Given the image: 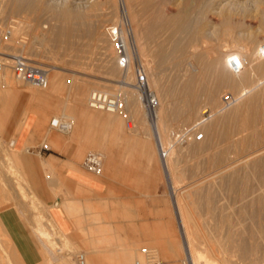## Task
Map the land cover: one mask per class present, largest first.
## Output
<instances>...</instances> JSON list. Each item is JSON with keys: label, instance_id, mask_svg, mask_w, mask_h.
I'll return each instance as SVG.
<instances>
[{"label": "rangeland", "instance_id": "obj_1", "mask_svg": "<svg viewBox=\"0 0 264 264\" xmlns=\"http://www.w3.org/2000/svg\"><path fill=\"white\" fill-rule=\"evenodd\" d=\"M89 1L90 2H88V0H40L38 2L42 5L39 6L38 4L40 9L38 8L35 12L21 11V13H15L12 11L10 13L8 11L10 9L7 8V10L5 7H1L0 53H22L29 58L34 59L33 61L37 64L47 67H57L60 68L61 71H51L50 74H53V76L57 75L58 80L59 77L60 80L53 88H50L51 86L46 88L47 85H45V89H43V86H24L25 84L18 81L16 82L12 77V73L7 70L9 71V76H11V82L9 83L12 85L9 84L10 86L8 85L6 88H3L4 91L8 93L4 97V99H6L5 102H2V97L0 98V147L3 148V150L2 148L0 150V170L2 166H4V168L7 167L6 169H10L11 171H15L13 166L17 165L19 167L22 177L18 181H15L21 184V186H16L17 188L18 186L24 188L25 192L29 191V189H34L33 192H35L42 203L38 204L35 208L32 204L29 205V207H33L32 209L30 208V210L40 213L41 221L43 220L45 227L48 226L49 223L48 229H50L51 224L55 225L56 228H54L53 231L54 233L57 232V236L53 235V237H59L58 235H60V231L61 234L69 235L80 229V241L78 246L76 245L72 247L70 264H76L74 261V255L79 251L86 254L87 264H121L122 255L111 253V250L104 246L99 247L96 252L93 248L91 249V238L96 237V233L90 234L87 232V229L96 230L95 227L98 225L97 228H100L102 233H97V237H101L103 234V226L101 225L102 220L99 216L97 217H99L101 222L96 226H93V222H91V224L80 223L82 219L78 215L68 217L65 214L71 221V228L66 231L67 228L65 224L61 223V225H59L53 218V216L57 218L58 209L51 206L54 205L59 198L61 200L59 205L62 208L66 204L64 202L69 198H76L78 199V202L80 201L78 205L80 211L89 208L90 206L95 214L103 215V212L105 215V221L110 222L111 226L123 237L144 239L146 238L145 235H149L156 237L161 236L164 240V238L168 236H173L172 240L161 243V247L156 246L155 244L141 242L135 247L137 253L134 252L132 261L135 258L140 257L139 250L141 247L145 246L155 249L158 252L160 260H162L164 264H184L186 262L187 249L182 237V225L180 218H178L179 216H177L178 214L175 211V204L168 183V176L162 166L164 163L160 160L158 144L153 138L151 126L144 108L141 105V110L139 109L138 113L134 111L132 107H130V109L128 108L129 111L132 108V111L135 112L131 113L130 111V114L128 112V117L133 122L130 129L126 126V119L123 117L124 115H112L96 111L88 106L87 101L89 93L98 88V90L111 91L116 95L123 94V96H125L126 93L125 89H121L120 87L122 86L121 82L125 80L126 69L121 70L118 68L115 62L117 54L114 53L115 48L112 43V37L107 31L109 25H115L119 22V2L118 0ZM171 1L168 3V8L166 9L170 12L172 11L174 14L178 13L181 7L185 4V1L183 0V2L181 0H178L177 2H174L173 0ZM198 1L200 2V0H197L196 5L200 4ZM239 1L245 2L250 0ZM251 1H257V7H255V11L252 9V11L249 12V15L247 14L248 17H250L245 19L246 24L245 28H243L246 32L245 30L242 31V33H240L241 35L255 34V31L257 34H262L260 30L257 31V26L261 19L260 16L263 13L261 11L264 10V5L261 4L264 2L262 0ZM52 2H63L61 4L62 7L60 8V12L66 9H77L79 14H84L83 20L81 18L76 19L73 15L66 20L61 16L62 13L60 14V12L58 13L59 16L54 15L51 12V9H49L53 6ZM113 2L115 3V6ZM179 2H182L183 5L182 3L179 4ZM175 3L177 6H174ZM198 5L197 7H199ZM258 6L260 7V10L257 9ZM173 7L178 8L173 9ZM195 7L193 13L194 16H197L196 13L198 12V8L196 7L195 9ZM214 17L217 16H212L211 18ZM217 18H214L213 21L216 22L219 20V17ZM197 20V22L200 24L202 23L203 26L202 27L199 24V33L203 29L209 28L208 26H212V24H205L207 23L205 21V23L202 22L203 19L201 17L200 19L197 18ZM13 23H17L19 26L17 37H13L10 34L7 40H3L2 31L8 26L11 28ZM69 29L71 30V34H65ZM156 31L158 32V29ZM161 31L162 30L159 31L161 33H158L159 35L155 34L154 31L155 39L148 45V54L151 55L149 56V62L151 64L152 74L154 73L152 77L154 78L156 85L153 88V91L155 93L157 90L156 92L159 94V99L160 101L162 100L161 103L166 107L163 109L166 112L165 115H168L166 118L168 130L167 138L169 139V146L174 145L175 147L173 165L176 170L179 171L180 176L175 183V189H178V194L181 196V199L189 206L191 217H193L191 218V224L194 229L198 228L196 231H198L197 234H200V237L204 241L203 248L211 249V258L217 260L211 264H222L221 261L223 258L227 259L232 264H249V262L250 264H264V179H261L257 170L255 172L253 168L249 167L250 165L247 164V161H245V164L243 161L247 160V158L245 159L246 152L251 150L254 151L259 147H263L264 142L260 141V146H258V143L257 145L255 144L257 147L255 145H245V147L240 145L238 152H235L229 142L224 140L221 142L219 140L214 144V140L211 136L207 137V139L205 136L206 140L200 141V143L191 141L177 143L173 140L171 137L172 131L183 126H190L187 117L184 121L185 116H182L181 113L184 102L182 88L184 87L183 84L185 82L186 74H189L190 72L198 73L199 75H197L200 79L197 81V85L199 82L201 85L205 83L203 86L211 88L216 84L213 73L208 70L206 73V70L204 69L205 67H203L207 65L209 61L205 59L203 62L206 61V63L204 62L203 64L201 60H198V56L202 55L204 53L203 51L207 52L212 49L214 41L210 40L204 43L201 39L197 38L192 44H188L185 48L175 49L174 45L179 35L174 34V30H172V32L170 30L164 32ZM39 33L47 35L48 43L47 45L34 43V46L32 45L33 48L36 47V50H33L34 52L37 51V48L40 50L39 48L43 47L41 50H44L37 51L38 54H35L34 56L29 47L31 46V42H33L34 35ZM13 39H15L17 43H15V40ZM17 39L21 43H27V51L23 48L24 44H20L22 46H19L20 42L17 41ZM261 41H264L263 37L261 38ZM208 43H210V46ZM192 45L194 46L192 47ZM162 56H165L164 60L161 59ZM53 76L50 77L53 78ZM250 81L252 85L253 80ZM47 83L49 85L50 81ZM203 86L198 85L199 89L196 91V93L198 92L197 95L200 102L199 118L202 117L201 113L204 108H208V110L214 109L210 104L208 98L209 95H207L209 94V91L205 92L202 90L203 88H200ZM253 86L254 84L252 87ZM263 88L264 85H261L257 88L258 90L256 89L253 93ZM36 90H39L38 94ZM221 90L222 97L223 93L228 94V96H231L232 92L233 95L239 94L242 89L239 88L237 91H231L230 89L225 90L222 88ZM1 92H3V90L0 86V93ZM34 92L37 95H34ZM253 93L248 94L241 100L243 101L247 99ZM79 95L80 97H78ZM241 100L238 102L236 101V104L242 102ZM23 101V104L26 107L21 109L22 119L20 122L18 121L16 125L18 136L15 137L10 133H4L3 125L10 111L19 108ZM233 103L235 104V101ZM235 106L236 105L232 108ZM32 111L37 115V119L31 136L37 135L38 141H28L23 148H21V141L34 119V115L30 113ZM213 111L215 112V109ZM15 114L17 116L19 115V112H15ZM136 114H140V116H137ZM64 115L69 118L67 120L68 122H71V120L74 121L73 128L66 132H60L51 125V121L53 119L56 120V118H62ZM211 117L213 116H210L208 121H204L198 125L200 131L209 126L216 118ZM210 118L211 121L209 120ZM234 137L236 136L233 135L232 139ZM52 139H58L62 142L54 144ZM211 144L212 146H215L216 149L213 150L214 152L210 150L209 153V147ZM227 144L230 147H227ZM200 147L203 148L206 153H202L203 150ZM206 147L207 150H205ZM14 151L16 152L13 153ZM79 151L80 153L78 154ZM90 151H94L102 157V174L96 175L81 168L83 167L82 161L85 154ZM226 151L228 154H226ZM239 152L241 154L242 152L244 153L241 155ZM10 153L15 157L17 163L15 160L13 162L11 157L8 156ZM50 153L73 159L84 171V174L90 177L89 181L94 182V184H96L95 180H102V176L107 175L113 183L110 189L112 192L110 194L118 198L115 202L108 203V205L112 207L102 209V188L97 192L79 184L73 185L61 174L51 173L49 171L45 172L40 166V159L49 160L55 169L58 166V162L62 161L57 157L52 156ZM223 154L227 156L230 161H236V166L234 165L230 172L231 174L227 173L228 175H225L224 173L223 175H225V177L222 176L220 178L221 180L218 178L215 179L213 183L207 184L208 180H211L214 175L216 176L221 168V166H216L217 164L211 166L208 160L219 158ZM63 163H65V161ZM10 165H12V167H10ZM64 167L67 166L64 165ZM31 172L38 173L40 182L37 185H33L27 176ZM48 175L55 182L59 179L58 184H54L52 187L49 186L47 182L49 181ZM235 178L242 181L244 186L233 185L232 181ZM201 181L206 183L202 184ZM190 196H192L191 199H193V202L196 199L193 206L188 199ZM23 197L26 198L25 195H23ZM3 201L7 202V204L4 206L5 202H2L1 200L3 205L0 202V220H5L10 226L22 221V216L20 219V215L15 211L17 208L13 202L8 203L10 200ZM260 204L261 206H259ZM24 225L26 231H21L24 232L22 234H25L29 229L28 225ZM197 225H199V227H197ZM0 235L2 237V233H0ZM11 236L13 237L12 234ZM16 238H18V236ZM19 240H21L22 246L25 247V249H23L25 252V264H39L40 261L42 263L44 262V259H42L44 257H41V254L38 252L39 249L38 247L36 248V246L34 247V243V245L31 244V242H29L30 240H25V242L20 237ZM55 240L58 245V238H55ZM170 242L175 244L178 256L170 254ZM236 246L246 248V253L239 251ZM55 250L57 253L58 246ZM219 250L222 252H219ZM47 258L45 260L46 264H58L57 260L55 261V259H52L51 257ZM49 259L52 261L48 262ZM132 261L129 264H131Z\"/></svg>", "mask_w": 264, "mask_h": 264}, {"label": "bare ground", "instance_id": "obj_2", "mask_svg": "<svg viewBox=\"0 0 264 264\" xmlns=\"http://www.w3.org/2000/svg\"><path fill=\"white\" fill-rule=\"evenodd\" d=\"M39 1L40 0H0V9L2 10L1 7H3V8L5 7V9L8 8L10 10H8V9L7 10L10 13H11V11L15 12V13H17V12L21 13V11L22 12L23 11L24 12H26V11L27 12H29V11L35 12L38 8L40 9V7H38ZM112 1H114V0H112ZM170 1L171 0H118V2H119L118 3V9H120L121 7H123V9H124L125 15H126L127 20H128V24H129L131 31H132V36H133V41H134L133 49L135 50L136 56L139 59L141 65L143 66V69L147 75V82H148L149 88L153 91V88L156 86L155 80L152 77V75L154 73L152 74L151 64L149 62V56H151V55L148 54V45L151 41L153 42V40L155 39L154 31H155V34H158V33H160L159 32L160 30H162L161 32L168 31V30H170L172 32V30H174V34L179 35L176 42H175V45L171 44V45L175 46V49H179V48H183V47L185 48L188 44H192L193 41H195L197 38L201 39L204 43H206L207 41H210V40L214 41L213 42L214 44L212 45L213 47L211 50H208L207 52H205L202 49V51L204 53L202 55L198 56V60H201L202 62L205 59H207L209 61L207 65H205V66L202 65V66L205 67L204 69L206 70V73H207V70L213 73V75L215 77V82H216L215 86H212L211 88L208 86L207 87L203 86L205 83L203 85H201V83L199 82V84H198L199 86H203V87H200V88H203L202 89L203 91H205V92L209 91V94H207V95H209L208 98H209L210 104L215 109V112L213 111L214 109L213 110L209 109V110L211 112V116L216 117L214 120L212 119L213 122H211V124L209 126L202 129V131L205 134L203 140H206L207 137H209V136H211V138H213L214 144L217 143L219 140L221 142H223L222 140H224L226 142H229L230 146L233 147L235 152H238V149H240V145H243L245 147V145L254 146L255 144L257 145V143H258L259 144L258 146H260L259 142L260 141L264 142L263 141V138H264V88L255 92V93H253V92L258 87H260L261 85L262 86L264 85V41H261V38L262 37L264 38V10L261 11V12H263L261 15L262 17L259 15L261 18L260 21L257 20V21H259V25L258 26L256 25L258 28L257 31L260 30L262 32V34H257L255 31L254 32L255 34H248V35L242 34L241 35L240 33H242V31L245 30V29L243 30V28H245V24H246L245 19H248L250 17V16L248 17V15H249V12L252 11V9H254L253 11H255V7H257V5H256L257 1H251L250 0V1L242 2L239 0H200V2L198 1V3H200V4L199 5L197 4L199 7H197V5H196L197 0H183V1H185L184 6L181 7L180 11L178 13H175V14L172 11L170 12L169 10L166 9V8H168L167 6H168V3ZM173 1L177 2L178 0H173ZM262 1L264 2V0H262ZM88 2H90V1L88 0ZM62 3L63 2H52L53 6L50 7L49 9H51V12L54 15L59 16L58 13L60 12V8L62 7L61 6ZM92 3H93V1H92ZM181 3L179 2V4H181ZM259 3H260V1H259ZM113 4L115 6L114 2H113ZM175 5H176V3L174 4V6ZM182 5H183V3H182ZM195 5L198 8V12L196 11L197 16H194V13H193ZM261 5H264V3ZM39 6H42V5L39 4ZM178 7H173V9L178 8ZM196 7H195V9H196ZM86 8H87V6H86ZM259 8L260 7L258 6L257 9H259ZM113 9H115V8H113ZM3 11H5V10H3ZM0 12H2V11H0ZM111 12H113V11H111ZM168 12H170V13H168ZM15 13H13V14H15ZM60 14L66 20H68L72 15L76 19L81 18L83 20V18H84L83 17L84 14L83 13L79 14L77 9L62 10V12H60ZM120 15L121 14H120V10H119V19H118L119 22L121 20ZM199 16L203 19V21L202 20H200V21L207 22V23L204 22L205 24H212L211 27L208 26L209 28L203 29L200 33L198 32V26L200 23L197 22L198 21L197 18L200 19ZM212 16L219 17V20H217L216 22L213 21L214 18H217V17L211 18ZM255 19H257V18H255ZM82 20H80V21H82ZM205 24H203V25H205ZM200 25L202 26V23ZM247 25H249V24H247ZM71 28H72V26H71ZM18 29H19V26L17 25V23H13V26L10 28L11 36L17 37ZM157 29H158V32L156 31ZM245 32H246V30H245ZM65 34L70 35L71 30L70 29L67 30L65 32ZM15 39H13V40H15ZM17 41H19V40L17 39ZM15 43H17L16 40H15ZM34 43H39L41 45H47V43H48L47 35L44 33H41V34L39 33V34L34 35L33 42H31V46L29 48L31 49V52L35 56V54L36 55L38 54L37 51H44V50H41L43 48L42 47V48H39L40 50H38V48H37V51L34 52L36 50L35 49L36 47H34V48L32 47V45L34 46ZM210 43H212V42H210ZM210 43H208L209 46H210ZM20 44H22V45L24 44L23 45L24 50H26L28 48L27 43H25V42L21 43L20 42L19 46H22ZM166 45H167V43H166ZM151 46H150V48H151ZM193 46L194 45H192V47ZM44 49H46V48H44ZM165 51H166V48H165ZM197 51H199V50H197ZM149 52H151V51H149ZM114 53H116V51ZM1 54L2 53H0V55ZM165 54H166V52H165ZM167 54H169V53H167ZM171 55H168V56H171ZM196 56H195V59H196ZM30 59H32V58H30ZM161 59L164 60L165 56H162ZM32 60H34V59H32ZM192 60H194V59H192ZM204 62L206 63V61H204ZM204 62H203V64H204ZM41 64H42V62H41ZM235 64L238 65L237 66L238 70H235V68H234ZM49 68L50 69L48 72V77H47V81H46L45 85H47L46 88L48 86H51L50 88H53L58 83V81L60 80V77L58 80V76L57 75L53 76V74L51 75L50 72L51 71H54V72L61 71V69L57 68V67H52V66ZM133 68H134L133 64L130 63L129 66L126 68L125 80H123L121 82L122 86H120L121 89L122 88L125 89L127 94L125 93V96H123V94L119 95L122 99L123 104L125 105V107L127 109V112H129V114H130V111H131V113H133L134 111H136L138 113L139 112L138 110L141 108V105L143 107V104L140 101L139 95L135 92V90L132 87L133 75H134V72H133L134 69ZM7 70L8 69H5L4 71H2L0 73L1 89L6 88L9 84L12 85L11 83H9V82H11V80H10L11 76H9V71L11 72V70H9V71H7ZM197 74L193 73V72H190L189 74L187 73L186 77H185V82L183 84L184 87L182 86L183 87L182 88L183 93H184V102H183V107H182L183 110L181 113H182V116H185L184 121L186 120V117H187V119H188L187 121H189V124L193 125V126L200 125L201 121H202V120H200L201 117L200 118L198 117V114L200 113L199 112L200 111V102H199V97L197 95L198 92L196 93V91H198V89H199L198 85H197V81H199L200 77L198 76L199 74L198 75ZM208 74H209V72H208ZM50 76H53V78H51ZM12 77L14 78V80H16L15 77L13 76V74H12ZM50 78H51V80H50ZM250 80H253V83H252V85L254 84L253 87L250 83L251 82ZM17 81L18 80H16V82ZM49 81H50V83L48 85L47 82H49ZM18 82L25 84L24 86H28V85L31 86V84H28V83H23L21 81H18ZM202 82H203V80H202ZM112 86H113V84H112ZM222 88L225 90L230 89L231 91H237L239 88H241L242 90L239 94H235V95H233V92H232L231 96H228V94L223 93V95L221 97V94H222L221 89ZM43 89H45V87ZM98 89H96V90H98ZM50 90H52V89H50ZM200 90H199V92H200ZM36 91L38 94L39 90H36ZM101 91H104V90H101ZM122 91H124V90H122ZM156 91H155V93L153 91L154 95L156 96V98L158 100V106L156 109V119H155L154 124H152L150 121H149V124L151 126L153 138L156 140V142L158 144V153H159L161 162L164 163V165L162 164V166H163L164 170L166 171V175L168 176V183H169V186H170V189L172 192V198L174 199L175 211L178 214L177 216H179L178 218H180V222L182 225V237H183L184 245L187 249L186 250V252H187L186 253V262L184 264H211L213 262H216L217 260L215 259L216 260L215 261V260H213V258H211V256H210V253L212 252V251L210 252L211 249L209 250V249L203 248V245H204L203 242L204 241L200 237V234H197L198 231H196V230L198 228L194 229V227L191 224V221H192L191 218H193V217H191V212L189 210V206L186 203H184L183 200L181 199V196L178 194V189L177 190L175 189V183L180 178L179 171H177L175 166L173 165V156L175 154V147H174V145L169 146V142H168L169 139L167 138V131L168 130H167V123H166V118L168 115H165L166 112L163 109L165 107V105L163 103H161L162 100L160 101L159 94ZM220 91H221V93H220ZM35 92L33 94L37 95V94H35ZM104 92L111 94V95H116L111 91H104ZM250 93H253V94L251 96H249L247 99H245L243 101L241 100V99H244V97H246ZM224 94L228 96V98H229L228 100H224V96H225ZM80 95L78 97H80ZM199 95H200V93H199ZM75 99H76V97H75ZM239 100H241L242 102L236 104V101L238 102ZM234 101H235V104L233 103ZM78 102H80V101H78ZM233 104L236 105L234 108H232L234 106ZM228 106H230V107H228ZM130 107H132L134 109V111H132V108L129 111ZM170 107H171V105H170ZM178 108H180V107H178ZM96 111L109 113L112 115H116V114L122 115L120 112H107V111H101V110H96ZM203 112H205V110H203L202 113ZM140 113H142V112H140ZM137 116H140V114ZM213 117H211V118H213ZM211 118L209 119L210 121H211ZM68 119L69 118L66 115H64L62 118H56L57 121H62V122H66L67 124H69V126H70L69 130H71L73 128V122L74 121L71 120V122H68L67 121ZM173 120H174V118H173ZM206 121H208V119ZM131 127H132V125H130V127H128V128L131 129ZM168 129H169V126H168ZM233 135H235L236 137H234L232 139ZM205 136H206V139H205ZM52 141L54 144H56L57 142L58 143L62 142L61 140H58V139H52ZM195 143H197V142H195ZM160 146L163 148V150H166L165 159H163L160 155ZM190 146H191V143H190ZM230 146H228V144H227V147H230ZM219 147H217V148H219ZM1 148L2 147H0V150H1ZM197 149H198V147H197ZM201 149L203 150L202 153L205 152L203 148H201ZM215 149H216L215 146H212V144H211V146L209 147V153H210V150L213 151ZM227 149H229V148H227ZM2 150H3V148H2ZM205 150H207V147L205 148ZM243 150H245V149H243ZM16 151H18V150H16ZM16 151H14L13 153H15ZM228 152H230V151H228ZM244 152H242V154L240 152L239 153L241 155H243ZM226 154H228L227 151H226ZM8 156L11 157V160H13V162H14V160L16 162L15 157L13 155H11V153L8 154ZM241 157H239V158H241ZM246 158H247V160H243L244 164L246 163L245 161H247V164L250 165L249 167L253 168L255 170V172L257 170L259 172V175L261 176V179L262 178L264 179V146L259 147L258 149L254 150V151L251 150V151L246 152L245 159ZM208 162L211 166L213 164H215V165L217 164L216 166H221V168L218 171V174L216 176L214 175V177H212L211 180H208L207 184H211V183H213V181L215 179H218V178L220 179L222 176L225 177V175H228L227 173L231 172V170L233 169V167L236 163V161H230L229 158L227 156H225L224 154L219 158L209 159ZM14 165H16V164H14ZM10 167H12V165H10ZM6 168H4V166H2L1 170H0V202H1V200H2V202H5L3 200H10V201H8V203L13 202V204L17 208L15 211L20 215L19 218L22 216V221L17 222L16 224L10 226V224L8 222H6L5 220H0V233H2V237L0 235V237H1L0 238V264H25V252L23 251V249H25V247L22 246L21 240H19V237L22 238L24 241L30 240L29 242H31V244H33V243L35 244V245L33 244L34 247L35 246H36V248L38 247V249H39L38 252L41 254V257H44V258H42V259H44L43 260L44 262L42 263L40 261L39 264H46L45 260L47 257H51L52 259H55V261L57 260L58 264H70L71 263L70 253H71L72 247L76 246V245L78 246L79 241H80V236H81L79 234L80 229L76 230V232H73L69 235L68 234L67 235L61 234V231L59 230L60 231V233H59L60 235H58L59 237H53V235L57 236V234H56L57 232L54 233V231H53L54 228H56L55 225L51 224L50 229H48V227H49V223H48V226H46L47 227L46 228L44 223H43V220L41 221L40 213L30 210V208L31 209L33 207L35 208L38 204L42 203L38 199L35 192H33L34 189L33 190L29 189V191L25 192L24 188H20L21 184L17 183L16 181H18L22 177V173H21V171L17 165L13 166V168H15V171L17 172V174L14 170H13L14 171V174H13V171H11L10 169L8 170ZM82 168L84 169V167H82ZM239 168H240V166H239ZM247 170H249V169H247ZM224 173H225V175H223ZM100 174H102V172ZM256 174H258V173H256ZM223 179H225V178H223ZM241 182L242 181L235 178V179H233L232 184L244 186L243 182L242 183ZM204 183H206V182H202V184H204ZM52 184H54V183H52ZM16 185H20V186H18V188H17ZM208 186H211V185H208ZM23 195H25L26 198L23 197ZM70 197H72V196H70ZM187 197H188V195H187ZM191 198H192V196H190V198H188V199L190 200V204L193 206L196 199L193 202V199H191ZM2 202H1V204L3 205ZM79 202H78V199H76V198L75 199L69 198L66 202H64V203H66L63 206V211L65 212V214L68 217L78 215L82 219V221H80V223H82V224H85V223L91 224V222H93L92 225L96 226L98 223H100L99 217L93 218V215H92L89 208H85L84 210L80 211L78 208ZM6 204H7V202H5L4 206H6ZM31 204L33 205V207H29V205H31ZM9 205H12V204H9ZM259 206H261V204ZM195 210H196V208H195ZM24 224L28 225L29 229L25 234H22L24 232H21V231H26ZM97 227H98V225L95 227L96 230L87 229V232H89L90 234L96 233L95 234L96 237L91 238V241H92L91 242V246H92L91 249L93 248V250H95V252H96V250H98L99 247L104 246L105 248L111 250L110 251L111 253H120V252H123L125 250V248L123 247V245L121 243L115 242V240H114L115 237L105 238L104 240H103V237H102V239L99 236L97 237V233L98 234H99V232L102 233L101 229L97 228ZM197 227H199V225H197ZM107 231L108 230H106V228H105L104 232H107ZM11 234L13 235V237L11 236ZM17 236H18V238H16ZM55 238L56 239L58 238V241H59L58 245L55 242L56 241ZM57 246H58V250L56 253L55 248H57ZM236 248L239 249V251L246 253V248L240 247V246H236ZM217 249H219V248H217ZM219 252H222V251L219 250ZM85 258H86V264H87L86 254H85ZM51 261H50V259L48 260V262H51ZM221 263L222 264H232L230 261H228L225 258L222 259ZM249 264H250V262H249Z\"/></svg>", "mask_w": 264, "mask_h": 264}, {"label": "built area", "instance_id": "obj_3", "mask_svg": "<svg viewBox=\"0 0 264 264\" xmlns=\"http://www.w3.org/2000/svg\"><path fill=\"white\" fill-rule=\"evenodd\" d=\"M121 20L115 25H109L107 31L112 37V42L116 51L115 62L121 70H125L130 63L134 66V78L132 87L139 95L140 101L143 104L149 121L154 124L156 119V109L158 100L153 91L149 88L147 82V75L136 56L133 49V36L131 28L128 24L123 7L120 9ZM10 27H6L3 31V40H7L10 36ZM235 62V61H234ZM235 64V70H238ZM5 69L11 70L16 80L23 83H28L33 86L42 87L46 84L49 67L37 64L32 59L28 58L22 53L1 54L0 55V73ZM228 96H224V100H228ZM88 106L95 110L107 112H120L126 119V126L132 125V120L128 117V112L122 99L119 95H111L101 90H93L88 95ZM205 112L201 113V123L206 121L211 112L208 108L203 109ZM51 125L60 132H66L70 126L66 122L52 120ZM171 137L177 143L191 141L200 142L204 139V133L198 129V125L183 126L171 132ZM160 155L163 159L166 157V150L160 146ZM82 166L85 170L99 175L102 172L103 160L102 157L94 152H87L83 158ZM140 257L135 258L131 264H164L158 256V252L150 247H141L139 250ZM76 264H86L85 254L82 251L74 255Z\"/></svg>", "mask_w": 264, "mask_h": 264}, {"label": "crops", "instance_id": "obj_4", "mask_svg": "<svg viewBox=\"0 0 264 264\" xmlns=\"http://www.w3.org/2000/svg\"><path fill=\"white\" fill-rule=\"evenodd\" d=\"M2 90H3V92L0 93V98L2 97V102H5L6 99H4V97L8 93H6L4 91V89H2ZM23 103H24V101L19 106V108H15L14 110L10 111V113H9V115H8L6 121L4 122V125H3L4 133H10V134L14 135L15 137L18 136V132H16V125H17V122L18 121L20 122L22 119L21 109L23 107H26ZM15 112H19V115L16 116ZM30 113L34 115V119L31 122L30 127H29L28 131L26 132L23 140L21 141V145H20L21 148H23V146L28 141H33V142L38 141L37 135L31 136L34 124H35L36 119H37V115L33 111ZM0 114H1V112H0ZM22 131H23V129H22ZM79 153H80V151L78 152V154ZM50 154L52 156L57 157L58 159L62 160L63 162L65 161V163H63L62 161L58 162V166L55 169V167L52 165V163L49 160L40 159V166L42 167V169L45 172L49 171L51 173L61 174L64 176V178L68 182L72 183L73 185L79 184L83 187H86L88 189H91V190H94L97 192L100 191V188H102V209L112 207V206L108 205V203L115 202L118 198L114 197L110 194L112 192L110 189H111L113 183H112V180L107 175L102 176V180H95L96 184H94V182L89 181L90 177L88 175L84 174V171L81 169L82 167L80 168V166L73 159L67 158V157L61 156V155H55L53 153H50ZM76 157H79V156H76ZM64 165H66L67 167H64ZM27 176L30 179V181L33 183V185H37L40 182V179H39L37 172H31ZM48 178H49V181H47V182H48V185L51 187L54 186V184H58V182H59V179H58V180H56V183H55V181H53L49 175H48ZM52 183H54V184H52ZM60 202H61V200L59 198L54 203V205H51L52 207L58 209L57 216H56L57 218H55V216H53V212H52V216L59 225H61V223L65 224L66 228H67L66 231H68L71 228L72 224H71L70 219L66 217V215L63 211V208L59 205ZM89 208L91 210L93 218L99 216L102 220V222L100 221L101 225L103 226V234L101 235V239H102V237H103V240L105 238L115 237V239H114L115 242L121 243L123 245V247L125 248V250L123 252L116 253L117 255H120V254L122 255V259H121L122 263L121 264H129L132 261L133 256H134V252L137 253L135 250V247L138 246L141 242L142 243H148V244H155L156 246L161 247L162 246L161 243H163L164 241H170L173 239L172 235L164 238V240L162 239L161 236L156 237V236H149V235H145L146 238H144V239H142V238H133L132 239V238L123 237L120 233H118V231H116L111 226L110 222L105 221V215L103 212H102L103 215L95 214L92 211L90 206H89ZM94 215H96V216H94ZM105 228H106V230H108L107 232H104ZM169 252L173 256H178L177 248L173 242H170Z\"/></svg>", "mask_w": 264, "mask_h": 264}]
</instances>
